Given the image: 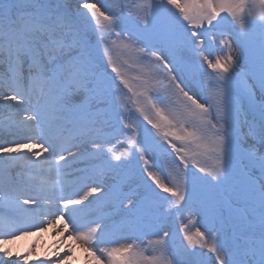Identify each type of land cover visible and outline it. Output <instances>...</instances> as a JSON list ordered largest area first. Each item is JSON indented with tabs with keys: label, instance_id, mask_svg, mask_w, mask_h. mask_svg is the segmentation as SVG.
Returning a JSON list of instances; mask_svg holds the SVG:
<instances>
[{
	"label": "rangeland",
	"instance_id": "374dc122",
	"mask_svg": "<svg viewBox=\"0 0 264 264\" xmlns=\"http://www.w3.org/2000/svg\"><path fill=\"white\" fill-rule=\"evenodd\" d=\"M2 37L47 100L63 101L79 79L95 114L76 131L119 144L106 172L125 230L140 231L128 263L264 255L239 239L264 237V0H0Z\"/></svg>",
	"mask_w": 264,
	"mask_h": 264
},
{
	"label": "bare ground",
	"instance_id": "6f19581e",
	"mask_svg": "<svg viewBox=\"0 0 264 264\" xmlns=\"http://www.w3.org/2000/svg\"><path fill=\"white\" fill-rule=\"evenodd\" d=\"M5 43L0 38V264H130L127 255L139 249L135 241L140 231L135 226L125 230L124 200L106 172L118 160L110 155L119 144L111 145L103 131L89 125L76 131L78 122L95 114L86 108L88 95L79 79L63 101L32 94L29 65ZM229 56L233 60V45ZM245 82L249 94L261 99ZM62 127L73 134V155L60 136ZM258 149L263 151L264 145ZM92 167L93 172H86ZM100 173L111 185L107 194L97 180ZM96 194H103L105 205L91 206ZM120 226L125 231L106 244L105 231ZM237 254L244 258L249 250L240 247ZM147 264L161 263L156 258Z\"/></svg>",
	"mask_w": 264,
	"mask_h": 264
}]
</instances>
